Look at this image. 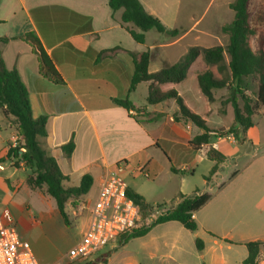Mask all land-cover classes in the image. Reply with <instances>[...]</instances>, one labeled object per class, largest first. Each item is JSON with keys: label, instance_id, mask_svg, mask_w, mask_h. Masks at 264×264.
Masks as SVG:
<instances>
[{"label": "crops", "instance_id": "crops-1", "mask_svg": "<svg viewBox=\"0 0 264 264\" xmlns=\"http://www.w3.org/2000/svg\"><path fill=\"white\" fill-rule=\"evenodd\" d=\"M138 1L166 29L177 30L179 35L169 37L149 30L144 33L143 43H137L127 29L138 30L132 24L122 23V10L112 12L108 0H0V39H6L0 40V56L8 70L17 71L27 89L32 117H46V137L41 145L68 178L65 186H77L80 178L89 174L92 185L82 198L90 192L96 197L108 172L117 163L125 162L121 175L127 189L154 208L161 205L156 208L159 215L176 207L180 194H208L206 203L192 215L196 230L189 231L193 243L195 239L203 243L202 249L197 251L198 258L202 264H241L247 255L244 244L264 241V155L257 162L230 173L226 179L228 173L222 174V170L236 167L241 160L240 156L233 159L234 153L221 149L222 143H236L233 138L211 137L208 144L192 149L189 141L202 130L188 120L173 119L179 117V111L172 99L149 105L146 102L148 82H139L128 92L133 69L124 59L128 52L137 55L148 52V72L154 73L176 63L190 47L221 46L217 45L221 38L226 37L228 42V36L221 34L220 29L233 20L229 5L234 0ZM27 34L35 38L53 66L55 77L44 76L39 70L37 54L32 51L35 46L27 40ZM206 69L198 57L184 81L167 83L160 88L163 91L174 88L186 106L199 115L211 114V105H218V113L228 92L215 90L213 101H205L196 76ZM186 85L202 104L200 109H195L185 99L180 88ZM138 88L143 91L139 103L134 99ZM126 97L140 112L129 115L124 108L114 105V99ZM223 105V113H226L230 103ZM10 121L0 109V158H4L17 138ZM251 131L253 127L245 133L247 142ZM251 134L255 137L254 132ZM70 140L74 147L67 157L61 147ZM210 148L225 159L218 164L216 172L204 180L215 165L206 155ZM191 153L203 162L201 187H191L185 182L184 174L191 172L193 177V167L197 168L200 162ZM13 162L6 159L1 163L2 220H6L9 209L20 206L17 195L22 192L27 195L34 192V197L43 205L52 203L44 188L30 189L26 185L29 171L23 163L18 162L19 168H15ZM87 221L88 215L82 226ZM176 223L159 225L174 228L181 237H189L184 232L187 230ZM257 264H264V260Z\"/></svg>", "mask_w": 264, "mask_h": 264}, {"label": "trees", "instance_id": "trees-1", "mask_svg": "<svg viewBox=\"0 0 264 264\" xmlns=\"http://www.w3.org/2000/svg\"><path fill=\"white\" fill-rule=\"evenodd\" d=\"M251 0H234L229 8L233 12V20L228 25L221 27L220 32L228 36L225 46H214L211 48L190 47L187 52L174 64L162 68L157 72L149 73L148 64L150 55L144 52L140 55L128 52L124 59L129 62L133 69V78L130 81L128 92H132L139 82H148L146 102L149 105L158 104L172 99L178 107L179 117H174L175 121L184 119L202 130V133L194 136L189 145L194 150L208 144L211 137H223L231 135L235 141L245 138L246 131L253 127L252 117L255 111L264 105V6L250 7ZM108 6L112 12L122 10L121 22L132 24L138 32L128 30L131 38L137 43H143L144 33L154 30L169 37H177V30H168L154 16L148 14L138 0H108ZM33 48V53L37 54L39 70L44 76H56L53 66L46 55L36 44L32 34L26 35ZM254 39V47L250 41ZM6 41V39H0ZM106 52V51H104ZM103 52V53H104ZM228 55V63L224 62V54ZM201 57L202 62L207 67L206 70L197 74L196 81L202 97L207 103L213 101L212 92L226 89L228 98L222 103H230L233 107V121L227 130L209 127L206 123L210 114L199 115L191 111L184 103L182 97L174 89L163 91L160 86L172 83L178 84L184 81L187 71L192 63ZM215 67L216 77L210 70ZM246 78L255 79L257 91L254 102L243 91L242 83ZM241 100V107L238 106ZM114 105L124 108L129 115L132 112H140L128 98L114 99ZM0 109L3 115L11 118L10 125L15 127L17 135V147L9 146L4 158H0V164L6 159L13 160V166L18 167V162H22L29 171L26 177V185L30 189L44 188L46 194L54 202L59 216L65 225H68L66 204L69 201H77L87 194L92 178L89 174H84L77 186L67 187L64 185L68 179L64 176L55 159L41 145V140L46 137V117H32L31 106L28 99V92L15 69L8 70L0 56ZM135 120L138 122L136 116ZM74 144L70 140L61 147L63 153L69 157ZM206 155L208 159L215 161L209 171V176L213 175L225 157L217 150L210 148ZM175 171L174 169H172ZM126 194L133 199L140 208L142 216H145L154 206L147 204L144 199L127 189ZM180 202L174 208L168 209L157 216L150 225L140 227L129 235L122 236L119 245L125 244L128 240L145 236L154 226L166 222H177L185 230L193 232L197 225L193 220V213L200 209L209 199L208 194L191 196L179 195ZM161 205L155 206L159 208ZM195 247L200 251L203 243L200 239H195ZM247 255L241 264H257L261 250H264V241H251L244 244Z\"/></svg>", "mask_w": 264, "mask_h": 264}, {"label": "rangeland", "instance_id": "rangeland-1", "mask_svg": "<svg viewBox=\"0 0 264 264\" xmlns=\"http://www.w3.org/2000/svg\"><path fill=\"white\" fill-rule=\"evenodd\" d=\"M260 5L264 6V0H251L250 7L252 9ZM151 32L156 33L154 30ZM250 43L254 47V39H251ZM226 44V37L221 38V41L217 43V45L221 46H225ZM228 60V55L225 53V64ZM210 70L216 77H219L214 67H211ZM241 86L244 93L254 102L257 91L256 80L246 78L243 80ZM180 89L192 107L195 109L201 108L202 104L187 89V85ZM142 95V89L138 88L137 93L134 95L137 103L141 101ZM241 105V100H238V106L241 107ZM211 108L213 111L207 118V125L216 129L227 130L233 121L232 105L226 106V113H223V108H225L223 103H221L218 113V105H211ZM252 122H254L253 131L250 132L251 138H248V142L246 138L241 141H235L229 135L236 143L221 144L223 151L234 153L233 159L236 155L240 156L241 159L236 167L222 170V174L228 173L226 179L230 176V173H233L235 170H241L242 167H245L249 163L257 162L264 155V105L255 111ZM252 132H254L255 137H258V140L252 136ZM194 154L191 153V156L200 161L198 155ZM203 168V162H198L197 168L193 167L195 169L193 177L190 175L191 172L184 174L185 182L191 187H201L203 183L201 171ZM34 194V192H31L27 195L22 192L17 195V204L20 206L9 209L6 220H9L16 227L20 238L29 243L40 264L65 262V254L79 239L83 228L82 224L88 215L87 209H82L81 207L92 205L95 194L90 192L84 198L80 197L77 201L71 200L66 204L68 225L64 224L58 214L54 201L50 197L49 199L52 203L48 206L41 204L39 198H35ZM14 201L16 202V200ZM28 206L30 212H27ZM157 211L156 208H152L145 216L141 215L139 228L148 226L159 215ZM31 215L34 216L37 223L33 222ZM176 225L179 226L178 223ZM184 232L189 237L179 236L174 228L165 229L162 225L155 226L151 232L143 237L130 239L122 245H119V241L114 242L105 248L103 251L105 253L104 256L98 257L88 264H202L198 258V250L193 243V239H191V233L189 231ZM263 251L261 250L259 253L258 262L264 260Z\"/></svg>", "mask_w": 264, "mask_h": 264}, {"label": "built area", "instance_id": "built-area-1", "mask_svg": "<svg viewBox=\"0 0 264 264\" xmlns=\"http://www.w3.org/2000/svg\"><path fill=\"white\" fill-rule=\"evenodd\" d=\"M11 147H17V138L13 140ZM125 166V162L117 163L102 180L92 205L81 207L87 209L88 221L83 226L79 239L65 254V262L52 264L93 262L104 256L106 247L139 228L140 208L127 196V186L121 175ZM2 170L3 165L0 164V171ZM0 264H40L29 243L20 238L16 227L9 220L2 219Z\"/></svg>", "mask_w": 264, "mask_h": 264}]
</instances>
